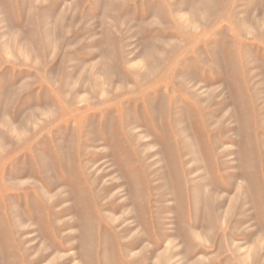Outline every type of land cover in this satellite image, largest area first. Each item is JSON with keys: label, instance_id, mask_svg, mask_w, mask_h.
<instances>
[{"label": "rangeland", "instance_id": "374dc122", "mask_svg": "<svg viewBox=\"0 0 264 264\" xmlns=\"http://www.w3.org/2000/svg\"><path fill=\"white\" fill-rule=\"evenodd\" d=\"M0 264H264V0H0Z\"/></svg>", "mask_w": 264, "mask_h": 264}]
</instances>
